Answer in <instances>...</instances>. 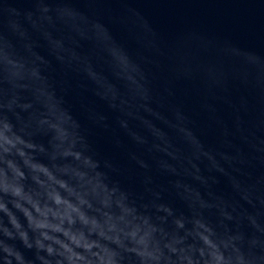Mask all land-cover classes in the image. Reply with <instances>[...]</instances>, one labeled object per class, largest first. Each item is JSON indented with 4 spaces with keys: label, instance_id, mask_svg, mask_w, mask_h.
Instances as JSON below:
<instances>
[{
    "label": "water",
    "instance_id": "obj_1",
    "mask_svg": "<svg viewBox=\"0 0 264 264\" xmlns=\"http://www.w3.org/2000/svg\"><path fill=\"white\" fill-rule=\"evenodd\" d=\"M5 122L24 153L7 157L25 175L9 207L59 197L115 264H212L202 235L231 264H264V0H0ZM13 211L33 247L3 212L0 244L55 264Z\"/></svg>",
    "mask_w": 264,
    "mask_h": 264
},
{
    "label": "clouds",
    "instance_id": "obj_2",
    "mask_svg": "<svg viewBox=\"0 0 264 264\" xmlns=\"http://www.w3.org/2000/svg\"><path fill=\"white\" fill-rule=\"evenodd\" d=\"M0 141H2L3 152L5 154V158L2 161L3 168H0V170L3 171L6 178L3 189L0 191V212H3L8 217V225L18 231L19 239L25 247L31 249L33 244L29 243L28 232L20 230L21 226L13 210L23 213L32 232L38 234V237L35 239V246L40 251L45 252L47 256L54 257L55 264H63L64 261H66V264H115L114 257L116 253L114 251H110L107 247H102L95 242H87L83 231L76 229L75 226L78 222L82 227H86L88 224L82 213H78L70 205L64 211L59 210L60 206L66 203L59 197L55 198L51 203L45 201L43 204L39 200L27 197L25 198L24 205L14 203L11 204V207H9V203L3 202V197H9L10 200H17L23 197L24 188L19 186V182L25 180V175L19 166L7 157L12 148H16L20 156H23L24 153L17 147L23 144V141L12 132V128L8 122H5L3 129L0 130ZM9 175L17 182V186L9 187L7 183ZM74 212L77 213L75 216L72 214ZM92 223L96 226L95 221ZM179 226L183 227L182 224ZM109 230L114 231V226ZM139 232V227H134L127 233L137 244L144 246V250L139 251L137 254L143 259L159 262L162 257L159 248H156L154 251H148L147 237L149 233L145 232L143 235H139L137 239ZM3 235L7 240L16 238L9 230V226L3 229ZM106 238L113 243H120L118 237ZM201 239L211 250L209 256L212 264H231L218 251L217 246L209 236L202 235ZM93 248H99L100 251H93ZM77 249L81 251H77ZM0 253L4 256V264H13V261L15 264H30V261L19 250L14 249L8 243L0 244ZM203 256L204 253L201 252V257ZM184 259L188 260V264H194L192 259L187 257H184ZM195 264H199V261L195 262ZM205 264H208V262L206 261ZM236 264H252V262L251 260H245L243 256H237Z\"/></svg>",
    "mask_w": 264,
    "mask_h": 264
}]
</instances>
